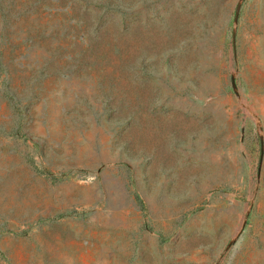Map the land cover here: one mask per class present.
I'll list each match as a JSON object with an SVG mask.
<instances>
[{"label":"rangeland","instance_id":"374dc122","mask_svg":"<svg viewBox=\"0 0 264 264\" xmlns=\"http://www.w3.org/2000/svg\"><path fill=\"white\" fill-rule=\"evenodd\" d=\"M120 1L0 0V264H264V0Z\"/></svg>","mask_w":264,"mask_h":264},{"label":"crops","instance_id":"0c3cea01","mask_svg":"<svg viewBox=\"0 0 264 264\" xmlns=\"http://www.w3.org/2000/svg\"><path fill=\"white\" fill-rule=\"evenodd\" d=\"M183 142H176L175 144L167 143L164 147L159 149V152H161V155L164 156L159 163L158 167L153 165V172L152 176H145V179L147 182H151V187L153 188H159L160 198L163 200L165 204L167 203H175V196H182L183 198H192V192L191 188L192 185L189 181L192 179L196 180V186L198 187V182L200 181L201 177L199 175V172L196 171L195 175H193V172L191 170V164H192V151L195 152L196 156H199L200 148L199 145H196L195 148H192L191 143H186L185 138L182 139ZM170 157V158H169ZM173 157V158H172ZM195 164L200 163L199 157H197V161H195ZM144 180V179H142ZM43 188L44 191L40 192V194H43L46 196L47 191V182L43 181ZM30 186L27 188V197H30ZM196 197H199V189L195 191ZM168 209V208H167ZM33 210V205L30 200H27V219H41V220H47L50 217H54L53 214H43L41 213V208L36 207V211H40L39 213H31ZM47 211V210H45ZM43 214V215H42ZM62 216V215H60ZM54 218H58V216H55ZM28 230L27 235L29 234V231L33 228L31 227L32 223H28ZM155 235V233H153ZM142 246V242L139 243ZM141 250L143 251V247H141ZM27 252L25 249L24 252V259L27 260Z\"/></svg>","mask_w":264,"mask_h":264},{"label":"trees","instance_id":"16d2710c","mask_svg":"<svg viewBox=\"0 0 264 264\" xmlns=\"http://www.w3.org/2000/svg\"><path fill=\"white\" fill-rule=\"evenodd\" d=\"M61 1L64 2V7H67L64 13L66 15H68V14L70 15V9H73V5H75L73 3L82 2L84 0H61ZM85 1H88V0H85ZM90 1H93V0H90ZM98 1L100 2L101 5H103L104 7L109 9L110 11H113V12H116V13H119L122 10V8H123V5H122L120 0H98ZM87 14H89V13H87ZM87 14L85 13V17L86 18H87V16H86ZM90 24H91L90 21H86V19H84V20L81 21V23H76V25L78 27L71 26L69 24L68 27H65V32L67 34H69L72 31V29H73V32H74L76 29H79V28L84 29V28H86L89 31L90 35L98 36V32L99 31H97L96 27H92ZM78 38H80L82 40L83 37L81 35H79Z\"/></svg>","mask_w":264,"mask_h":264},{"label":"water","instance_id":"95a60500","mask_svg":"<svg viewBox=\"0 0 264 264\" xmlns=\"http://www.w3.org/2000/svg\"><path fill=\"white\" fill-rule=\"evenodd\" d=\"M87 16L90 17V14H87ZM103 21L107 22V23H110L111 26L113 27V29L118 32V34L124 35V33L122 31L123 27L121 25H119V23H117V22H115V21H113L111 19H107V18L106 19L104 18Z\"/></svg>","mask_w":264,"mask_h":264}]
</instances>
